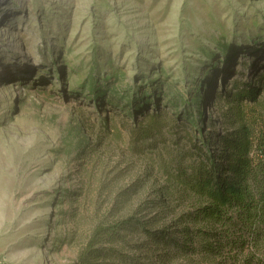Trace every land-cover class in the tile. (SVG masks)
<instances>
[{"label":"rangeland","instance_id":"obj_1","mask_svg":"<svg viewBox=\"0 0 264 264\" xmlns=\"http://www.w3.org/2000/svg\"><path fill=\"white\" fill-rule=\"evenodd\" d=\"M11 2L0 21V264H106L80 258L96 227L130 214L168 226L187 209L162 188L226 94L264 77V0ZM259 85L248 118L264 105ZM152 114L165 126L137 140ZM118 246L129 260L111 264H164L141 232Z\"/></svg>","mask_w":264,"mask_h":264},{"label":"trees","instance_id":"obj_2","mask_svg":"<svg viewBox=\"0 0 264 264\" xmlns=\"http://www.w3.org/2000/svg\"><path fill=\"white\" fill-rule=\"evenodd\" d=\"M259 83L227 93L230 105L214 129L168 174L169 187L161 194L186 203L185 211L168 226H157V217L142 220L134 214L110 220L93 230L80 258L126 263L129 256L118 245L129 233L141 232L156 250L162 248L164 264H264V105L252 118L244 106L258 103ZM147 118V127L133 130L137 140L165 126L160 114ZM130 195L121 193L123 201Z\"/></svg>","mask_w":264,"mask_h":264},{"label":"bare ground","instance_id":"obj_3","mask_svg":"<svg viewBox=\"0 0 264 264\" xmlns=\"http://www.w3.org/2000/svg\"><path fill=\"white\" fill-rule=\"evenodd\" d=\"M12 0H0V21L2 20V17L3 16H5V15H7V13H8V11L7 10H9V8L10 7H14L15 5L11 2ZM7 8V10H5ZM15 15H17V14H15ZM9 21V20H8ZM16 26H14V24H11L10 25V28H9V31H13V33H15V30H16ZM28 29L29 30H32V28H30V26H28ZM3 35H1L0 36V38L2 37ZM15 46H16V49L17 50H21V45H20V43H14V42H11V44L7 47V48H15ZM252 45H248V44H243V46L242 47H246V48H249V47H251ZM18 47V48H17ZM16 51V50H15ZM21 52V51H20ZM23 52V51H22ZM14 53V52H13ZM12 53V54H13ZM17 54V53H16ZM28 53H25V52H23V62H27L28 61ZM12 62V65L13 66H15V62H14V60H11ZM20 66H23V70L25 71V72H28L29 71V69L32 67V66H30V65H26V64H19ZM1 67V66H0ZM35 67V66H34ZM3 70L5 69V67H3L2 68ZM1 70V69H0ZM13 70H15L14 68H13ZM23 70H16V71H18V72H23Z\"/></svg>","mask_w":264,"mask_h":264},{"label":"built area","instance_id":"obj_4","mask_svg":"<svg viewBox=\"0 0 264 264\" xmlns=\"http://www.w3.org/2000/svg\"><path fill=\"white\" fill-rule=\"evenodd\" d=\"M2 262V259H1V257H0V263Z\"/></svg>","mask_w":264,"mask_h":264},{"label":"crops","instance_id":"obj_5","mask_svg":"<svg viewBox=\"0 0 264 264\" xmlns=\"http://www.w3.org/2000/svg\"><path fill=\"white\" fill-rule=\"evenodd\" d=\"M4 264V263H3Z\"/></svg>","mask_w":264,"mask_h":264}]
</instances>
